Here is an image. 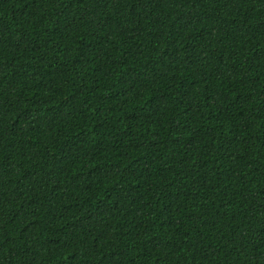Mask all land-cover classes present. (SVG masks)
<instances>
[{
    "label": "trees",
    "instance_id": "16d2710c",
    "mask_svg": "<svg viewBox=\"0 0 264 264\" xmlns=\"http://www.w3.org/2000/svg\"><path fill=\"white\" fill-rule=\"evenodd\" d=\"M0 264H264V0H0Z\"/></svg>",
    "mask_w": 264,
    "mask_h": 264
}]
</instances>
